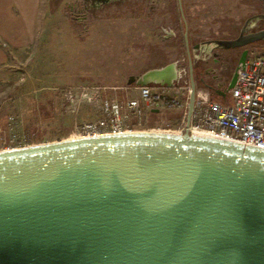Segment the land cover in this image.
Here are the masks:
<instances>
[{"label": "water", "instance_id": "water-1", "mask_svg": "<svg viewBox=\"0 0 264 264\" xmlns=\"http://www.w3.org/2000/svg\"><path fill=\"white\" fill-rule=\"evenodd\" d=\"M263 40L264 29L206 45L229 50ZM185 46L188 53L186 34ZM247 57L242 51L228 90ZM188 59L187 123L195 94ZM174 78L170 65L126 85ZM0 264H264V150L185 131L2 152Z\"/></svg>", "mask_w": 264, "mask_h": 264}, {"label": "rangeland", "instance_id": "rangeland-1", "mask_svg": "<svg viewBox=\"0 0 264 264\" xmlns=\"http://www.w3.org/2000/svg\"><path fill=\"white\" fill-rule=\"evenodd\" d=\"M182 4L183 18L177 0H40L29 40L16 36L0 64V128L8 114H18L25 146L72 139L75 125L95 120L100 113L86 100L72 105L65 97L68 90L78 94L80 88L93 89L98 101L113 95L122 98V92L113 89L125 87L130 76L142 78L174 64L185 67L188 55L195 74L219 69L205 56L211 50L232 73L243 50L249 57L264 55V40L229 50L206 45L263 30L264 0ZM205 80L214 85L210 77ZM216 101L231 100L227 93ZM180 119L179 114L163 112L153 129L137 127L133 132H170L179 127Z\"/></svg>", "mask_w": 264, "mask_h": 264}, {"label": "built area", "instance_id": "built-area-1", "mask_svg": "<svg viewBox=\"0 0 264 264\" xmlns=\"http://www.w3.org/2000/svg\"><path fill=\"white\" fill-rule=\"evenodd\" d=\"M173 66L175 78L170 85L132 84L113 89L121 91L122 98L113 95L98 101L92 95L94 90L86 87L78 89V94L66 91L65 97L72 105L86 100L97 106L100 113L95 120L75 125L72 139L131 133L141 127L152 110H158L159 114L172 112L181 118L177 129L165 133L181 135L188 131L195 136L264 150V55L248 56L237 70L234 86L218 90L224 93L222 99L229 94V103L212 99L210 90L195 84L189 123L187 109L192 90L189 63L185 67ZM25 138L21 117L8 114L4 127L0 128V153L27 147Z\"/></svg>", "mask_w": 264, "mask_h": 264}, {"label": "crops", "instance_id": "crops-1", "mask_svg": "<svg viewBox=\"0 0 264 264\" xmlns=\"http://www.w3.org/2000/svg\"><path fill=\"white\" fill-rule=\"evenodd\" d=\"M38 5L40 0H0V64L16 36L25 35V40H29V28L36 18Z\"/></svg>", "mask_w": 264, "mask_h": 264}, {"label": "flooded vegetation", "instance_id": "flooded-vegetation-1", "mask_svg": "<svg viewBox=\"0 0 264 264\" xmlns=\"http://www.w3.org/2000/svg\"><path fill=\"white\" fill-rule=\"evenodd\" d=\"M108 1V0H107ZM105 1V3L107 2ZM120 2H124L125 0H119ZM181 4L180 5H183L182 4V0H180ZM177 4L179 5L178 3V0H177ZM181 13V12H180ZM181 17L183 18V9H182V13H181ZM248 27V26H247ZM246 27V28H247ZM262 29H264V25L262 27ZM248 30V29H246ZM261 30V29H260ZM253 31V30H252ZM252 31L248 32V31H245L244 35H248L250 34ZM255 32V31H254ZM185 34L187 36V32L185 30ZM185 34H184V40H185ZM240 36L237 35L236 38H238ZM188 38V37H187ZM231 38L229 39H226V38H220V39H214V40H230ZM257 43V42H256ZM254 44V43H253ZM249 45H252V44H249ZM247 45V46H249ZM246 47V46H245ZM245 47H242V48H245ZM238 49V48H236ZM246 50V49H245ZM244 51V50H243ZM241 55V54H240ZM206 57L212 59L213 61V64L214 65H218V70H212L210 68H205L202 72H198L197 74L194 73V70H193V78L194 79H197L202 85H205V86H208L209 87V90L211 93H217V91L219 89H225L227 86H228V83L229 81L231 80V77L233 75V73L235 72V69H234V72L232 73L231 70H230V66L229 64H227L226 61H224L219 54H216L214 53V50H211L209 52L206 53L205 55ZM191 61V64H192V60L190 59ZM200 61H203L206 63L205 60H200ZM188 63H189V60H188ZM196 65V63H194ZM238 64V63H237ZM192 68H194L192 66ZM210 77V80L213 82L214 85L212 84H209L207 83V81L205 80V77ZM195 81V80H194Z\"/></svg>", "mask_w": 264, "mask_h": 264}, {"label": "trees", "instance_id": "trees-1", "mask_svg": "<svg viewBox=\"0 0 264 264\" xmlns=\"http://www.w3.org/2000/svg\"><path fill=\"white\" fill-rule=\"evenodd\" d=\"M201 87L209 90V87L208 86H205V85H202L201 84ZM210 94H211V98L212 99H214V100L217 99V97H218L217 94L211 93V92H210ZM159 115H160L159 113H151V114H148L147 120L144 123H142L141 127H144L146 129H153L154 126L159 121ZM36 143H40V141L39 140H36Z\"/></svg>", "mask_w": 264, "mask_h": 264}]
</instances>
